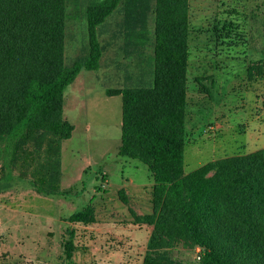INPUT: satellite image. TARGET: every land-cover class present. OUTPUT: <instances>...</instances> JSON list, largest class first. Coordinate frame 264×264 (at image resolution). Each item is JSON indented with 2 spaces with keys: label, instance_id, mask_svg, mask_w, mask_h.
Wrapping results in <instances>:
<instances>
[{
  "label": "rangeland",
  "instance_id": "rangeland-1",
  "mask_svg": "<svg viewBox=\"0 0 264 264\" xmlns=\"http://www.w3.org/2000/svg\"><path fill=\"white\" fill-rule=\"evenodd\" d=\"M90 2L67 0L66 66L89 55ZM154 11V0H121L98 26V68L82 69L63 92V117L75 126L61 141L59 186L65 194L36 189L37 160H5L0 264H143L147 229L154 226L137 225L133 211H154V178L144 162L118 154L122 96L107 92L152 85ZM189 23L185 174L264 149V0H189ZM90 202L94 221L70 219ZM167 252L200 264L203 250L175 238Z\"/></svg>",
  "mask_w": 264,
  "mask_h": 264
},
{
  "label": "trees",
  "instance_id": "trees-1",
  "mask_svg": "<svg viewBox=\"0 0 264 264\" xmlns=\"http://www.w3.org/2000/svg\"><path fill=\"white\" fill-rule=\"evenodd\" d=\"M120 1L91 0L89 55L66 66L67 0H0V169L37 160L32 184L41 193H64L61 141L75 126L63 117V92L82 69L98 68V26ZM154 1L152 85L107 92L122 96L118 154L141 160L154 178V211H133L136 223L154 226L143 264H190L169 256L175 238L202 246L200 264H264V149L184 173L189 0ZM94 211L90 202L70 219L90 223Z\"/></svg>",
  "mask_w": 264,
  "mask_h": 264
},
{
  "label": "crops",
  "instance_id": "crops-1",
  "mask_svg": "<svg viewBox=\"0 0 264 264\" xmlns=\"http://www.w3.org/2000/svg\"><path fill=\"white\" fill-rule=\"evenodd\" d=\"M137 225H138V223H137ZM141 226H146L145 224H143V225H141ZM147 227V226H146ZM132 228V227H131ZM148 228V227H147ZM153 229V227H151V226H149V228L147 229V231H148V237L150 236V234H151V230Z\"/></svg>",
  "mask_w": 264,
  "mask_h": 264
},
{
  "label": "built area",
  "instance_id": "built-area-1",
  "mask_svg": "<svg viewBox=\"0 0 264 264\" xmlns=\"http://www.w3.org/2000/svg\"><path fill=\"white\" fill-rule=\"evenodd\" d=\"M200 257H201V255L199 254V255H198V258H200Z\"/></svg>",
  "mask_w": 264,
  "mask_h": 264
}]
</instances>
